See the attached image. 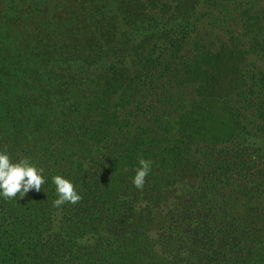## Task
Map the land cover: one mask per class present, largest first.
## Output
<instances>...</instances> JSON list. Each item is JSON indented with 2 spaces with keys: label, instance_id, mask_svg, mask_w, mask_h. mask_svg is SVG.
<instances>
[{
  "label": "rangeland",
  "instance_id": "374dc122",
  "mask_svg": "<svg viewBox=\"0 0 264 264\" xmlns=\"http://www.w3.org/2000/svg\"><path fill=\"white\" fill-rule=\"evenodd\" d=\"M9 1L0 264H103L123 228L149 239L151 212L175 251L194 259L206 234L203 250L239 264L228 204L264 230V0ZM186 175L191 193L164 197Z\"/></svg>",
  "mask_w": 264,
  "mask_h": 264
},
{
  "label": "trees",
  "instance_id": "16d2710c",
  "mask_svg": "<svg viewBox=\"0 0 264 264\" xmlns=\"http://www.w3.org/2000/svg\"><path fill=\"white\" fill-rule=\"evenodd\" d=\"M13 2V0H10L9 3ZM6 7V4H2L1 9H4ZM28 9V6H27ZM19 13V12H18ZM1 20L8 24L10 22L8 28L6 29L5 34H7V39L12 41L11 45H14V41L19 37V32L17 30L18 25V18L16 17H10L8 13H5V16H1ZM18 46H16L17 48ZM26 47V45L24 46ZM16 56L19 57H25V52H21L18 49L15 51ZM43 59L39 58L40 63ZM44 61L48 63L49 61L44 58ZM212 141V140H211ZM151 161L148 159H145L144 162ZM154 161L157 162L155 159ZM153 164V163H152ZM163 165V163H162ZM150 166V165H149ZM188 169L194 168V165L190 162H187ZM192 171V169H191ZM196 176L200 175L198 169L193 170ZM181 177V176H180ZM183 178H178L177 180L167 181V186L163 189L162 193L164 197L170 198V200H173L174 196L177 193L180 192H190L193 187V177H187L182 176ZM196 198H200V196H196ZM157 207H154L156 210H159L162 213L164 202L162 200L156 202ZM172 203L168 204V207L174 209V206H172ZM231 204H228L229 210L223 211L224 213H229V211L232 213L231 221H232V230L237 232L245 231V234L243 235V243L248 244V248L242 250L241 254L238 258L239 264H264V230L261 233V237H256L254 235V228H252V225H254L255 219L245 221L244 219H241L239 221V218H241L242 215L238 214V218L236 214L234 213V208L231 206ZM156 212H151V215L149 218L145 219V233L148 238H138L135 233H131L129 228H123L127 230L126 232L121 234L120 238H123V241L118 240V235H113L112 240L110 243H107L105 248V253L107 255V260L103 262V264H159L158 261L165 259L166 264H170V262L178 257L177 263L178 264H188L185 261L189 258L191 262L195 264H223L219 261V258L222 257V254L220 252H216L215 248H212L213 250L205 251L203 250L206 244L212 243L211 240H208V238H203L206 234H202V236L196 240V243H199V246L201 247V250L203 252L198 253L197 255L193 257L190 255L189 252L184 251L180 249V252L175 251L172 247L174 246V241L171 237H168L166 240V245L161 242V239H158L161 237V234L156 231L155 225H158V221L162 218L155 219ZM236 217V220H235ZM246 217V216H245ZM61 219V218H60ZM238 220V222H237ZM244 222V226L246 227L242 229V225ZM250 225L251 227H248L246 225ZM257 224H259L257 222ZM174 227V224H172ZM137 227V226H136ZM135 227V228H136ZM241 227V228H240ZM240 229V230H239ZM260 229H264V225L260 226ZM253 231V232H252ZM180 255H183L184 258H180ZM184 259V260H183ZM174 261V260H173Z\"/></svg>",
  "mask_w": 264,
  "mask_h": 264
}]
</instances>
